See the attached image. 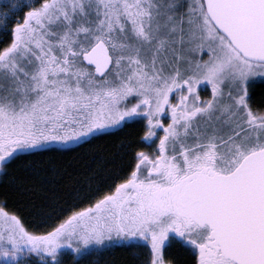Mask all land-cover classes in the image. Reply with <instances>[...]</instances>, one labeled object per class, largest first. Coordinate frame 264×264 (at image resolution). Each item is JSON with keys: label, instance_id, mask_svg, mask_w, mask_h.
<instances>
[{"label": "snow or ice", "instance_id": "6c2138e0", "mask_svg": "<svg viewBox=\"0 0 264 264\" xmlns=\"http://www.w3.org/2000/svg\"><path fill=\"white\" fill-rule=\"evenodd\" d=\"M0 32V187L53 221L0 199V264H264V0H6ZM138 123L119 182L53 217L81 150Z\"/></svg>", "mask_w": 264, "mask_h": 264}, {"label": "trees", "instance_id": "16d2710c", "mask_svg": "<svg viewBox=\"0 0 264 264\" xmlns=\"http://www.w3.org/2000/svg\"><path fill=\"white\" fill-rule=\"evenodd\" d=\"M8 39L7 34H4L0 44L6 43ZM254 90L257 93L256 99L259 100V94L264 92V83L258 82L254 86ZM141 134L142 124H133L122 132L95 141L93 148L81 150L83 158L74 164L71 177L65 178L62 182L60 186L61 199L58 201V206L52 216L67 215L70 214V209L78 210L87 206L93 196L97 194L98 188L107 190L108 185L113 181L118 183L119 180L116 177L122 175L119 170L120 158L115 156L119 150L118 145L127 136H139ZM5 192L7 194L0 199L6 200L8 210L20 211L30 229L42 231L53 222L44 217L37 218L31 209L32 203H39V199L44 195V189L37 186L29 193L20 189L6 190L0 187V193ZM73 193H79L82 199H77ZM176 252L182 259L185 258L179 249H176ZM142 259L143 249L140 248L131 251L114 248L110 253L103 255L104 261H114L115 264H141ZM66 264H68L67 261Z\"/></svg>", "mask_w": 264, "mask_h": 264}, {"label": "rangeland", "instance_id": "374dc122", "mask_svg": "<svg viewBox=\"0 0 264 264\" xmlns=\"http://www.w3.org/2000/svg\"><path fill=\"white\" fill-rule=\"evenodd\" d=\"M5 3H6V0H0V8H3ZM4 34H6V33L0 32V40H2V36ZM202 95H208V91H202ZM93 258H95V257H93Z\"/></svg>", "mask_w": 264, "mask_h": 264}]
</instances>
